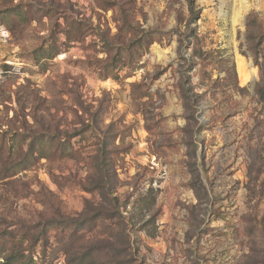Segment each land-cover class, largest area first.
Returning <instances> with one entry per match:
<instances>
[{
    "label": "rangeland",
    "instance_id": "374dc122",
    "mask_svg": "<svg viewBox=\"0 0 264 264\" xmlns=\"http://www.w3.org/2000/svg\"><path fill=\"white\" fill-rule=\"evenodd\" d=\"M85 249L264 264V0H0V264Z\"/></svg>",
    "mask_w": 264,
    "mask_h": 264
},
{
    "label": "trees",
    "instance_id": "16d2710c",
    "mask_svg": "<svg viewBox=\"0 0 264 264\" xmlns=\"http://www.w3.org/2000/svg\"><path fill=\"white\" fill-rule=\"evenodd\" d=\"M147 34H145V35H142V37L144 38V43H145V45L146 46H149V45H151L150 43H149V38H145V37H148V36H146ZM139 48V46L138 45H134L133 47H122V48H118V49H116V51H115V53H116V56L115 57H117V62L111 67V69L112 70H114L115 68H117L118 66H129V65H131V64H133V62H134V60H136V63L138 62V60H139V58L141 57V55H139L138 57H136L138 54H137V49ZM123 55H125L126 57H125V59H123ZM142 85V84H141ZM141 85H138L137 87H135V86H132V88H134V89H132L133 90V94L132 95H136V93H134V90L136 89H139V87L141 86ZM148 88H144L143 89V91H142V93L141 94H138V96L140 97V98H147V97H149V93H148ZM137 96V95H136ZM146 131L147 132H149V129L147 128L146 129ZM44 140V137H42L41 138V140L39 141V144H41L42 142H44L43 141ZM59 146H60V150H59V152H58V154H60V155H62L64 152H65V149H64V145H61V144H59ZM66 147V146H65ZM69 147H70V145H69ZM124 153H127V151L126 150H124ZM27 156H33L34 155V153H33V150H31L30 149V151L29 152H27V154H26ZM40 158L41 157H44L41 153H40V156H39ZM105 161H106V155H104L103 156V158L101 157V160H100V163H99V165H98V168H93L95 171H100V173H101V175H102V173L103 172H105V167H104V164H105ZM94 167V166H93ZM96 219H98L97 217H95V218H93L92 220H96ZM61 225V224H60ZM49 225H47V227H48ZM63 228V227H62ZM90 229V225H88V231H90L89 230ZM95 229V228H94ZM63 230H66V228H63ZM80 233V230H77V229H75L73 232H72V236H71V238L73 237V235L74 234H79ZM149 235V234H148ZM150 237H152V235H150ZM1 238H3V236H1ZM35 242H37V241H35ZM1 251V250H0ZM85 253L83 254V258L80 260V264H84V263H86V261L88 260V261H90V260H92V254H91V252H90V250H88V249H85V251H84ZM2 261H3V264H32L31 262H24V261H22L21 262V260H20V258H15V257H11V256H9V255H6V253L5 254H3V258H2Z\"/></svg>",
    "mask_w": 264,
    "mask_h": 264
},
{
    "label": "bare ground",
    "instance_id": "6f19581e",
    "mask_svg": "<svg viewBox=\"0 0 264 264\" xmlns=\"http://www.w3.org/2000/svg\"><path fill=\"white\" fill-rule=\"evenodd\" d=\"M242 73L244 74V76H245V79H248V73H247V70H245V67L243 66L242 67Z\"/></svg>",
    "mask_w": 264,
    "mask_h": 264
}]
</instances>
